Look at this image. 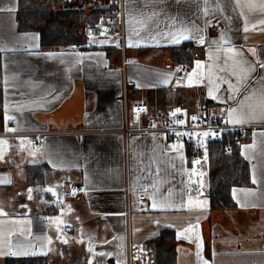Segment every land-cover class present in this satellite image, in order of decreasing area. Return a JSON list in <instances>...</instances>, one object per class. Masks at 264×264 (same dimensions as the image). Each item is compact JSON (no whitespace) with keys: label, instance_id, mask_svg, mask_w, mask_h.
Wrapping results in <instances>:
<instances>
[{"label":"crops","instance_id":"crops-1","mask_svg":"<svg viewBox=\"0 0 264 264\" xmlns=\"http://www.w3.org/2000/svg\"><path fill=\"white\" fill-rule=\"evenodd\" d=\"M18 9L0 0V264H154L147 242L164 229L175 264H264V0H124L122 39L80 53L40 50L37 33L17 29ZM183 45L191 70L173 55ZM181 66L195 84L176 88ZM134 103L256 128L240 146L251 185L231 189L233 208L212 218L185 147L134 131ZM52 182L67 185L55 205L35 191Z\"/></svg>","mask_w":264,"mask_h":264},{"label":"trees","instance_id":"trees-1","mask_svg":"<svg viewBox=\"0 0 264 264\" xmlns=\"http://www.w3.org/2000/svg\"><path fill=\"white\" fill-rule=\"evenodd\" d=\"M55 3V2H54ZM53 3V4H54ZM51 0H19L16 13L17 29L20 32H34L39 36V47L42 51H56L75 45L84 44L83 28L95 24L99 10L94 11L91 20L82 11H69L52 8ZM82 20L84 22H82ZM174 57L180 61L191 62L193 54L186 46L172 49ZM208 191L212 209H231V189L250 186V172L247 163L240 156V146L232 145L230 153L224 152L223 145H208ZM31 182L39 176L38 169L28 172ZM177 243L176 233L164 229L158 237L147 242V248L153 257L154 264H175ZM5 264H46L44 259L31 257L20 260L7 259Z\"/></svg>","mask_w":264,"mask_h":264},{"label":"built area","instance_id":"built-area-1","mask_svg":"<svg viewBox=\"0 0 264 264\" xmlns=\"http://www.w3.org/2000/svg\"><path fill=\"white\" fill-rule=\"evenodd\" d=\"M86 1L100 12L95 24H88L83 28L86 43L73 47V50L79 53L98 48V45L90 43L94 40L106 37L122 39L123 32L124 0ZM185 73L186 68L181 66L177 75L182 76ZM126 110H129L133 115L135 122L138 123L140 118L143 119V127L134 131L162 134L172 143L185 147L189 162L196 173L202 169L200 162L208 161V145L211 143L223 145L224 152L230 153L232 145L241 146L250 142L253 138V131L256 129L248 126H229L220 116L210 113L207 109L201 110L197 115L188 116L174 109L152 112L146 103H134ZM127 111H125V119ZM126 131L128 132V130ZM204 133H208V135L205 136ZM39 145L40 141L37 140L35 147ZM78 191L79 188L74 187L65 191L64 195L75 197ZM138 201L140 204H144L145 197L140 196ZM69 230L70 227L64 229L65 232Z\"/></svg>","mask_w":264,"mask_h":264},{"label":"rangeland","instance_id":"rangeland-1","mask_svg":"<svg viewBox=\"0 0 264 264\" xmlns=\"http://www.w3.org/2000/svg\"><path fill=\"white\" fill-rule=\"evenodd\" d=\"M51 4H53V5H51L53 9L56 8V9L69 10V11L85 12L84 14L88 15V17H86V18H88L86 22H89V20H91L89 18H91V16L93 15L90 12L93 11L92 13H94V11L98 10L97 8L90 5L86 0H51ZM82 22H84V21L82 20ZM201 57H202L201 52L196 51L195 55H194V60L196 59V61H197V58H198V62H196V64L194 65V69H195L194 71L197 72V75H198V72L201 71V67H202L203 61H202V59H200ZM193 63H195V62H193ZM186 66H187V69L191 70L193 65H191V62H186ZM197 81H198V78L197 79L195 77L193 78L192 74H190V75L186 74L183 77H178L175 84H176V88H177V86H186L187 87V86H189V84H195ZM198 85L203 86L202 82L197 83L195 85L196 89H197ZM198 90H199V92H203V89L198 88ZM128 111H127V113H128ZM180 111H181V109H180ZM181 112H183V111H181ZM129 113H130V111H129ZM183 113L185 114V112H183ZM200 164L202 166V169L200 170L199 174H201L203 176L204 182L208 181V179H207L208 173H209L208 161L207 162L201 161ZM202 185H203V183H202ZM205 185L207 187V184H205ZM65 187H67V185L65 183L62 186V185L57 184V182H52L46 186H40V187L35 188V191L39 195H43L46 192H49V194L52 197V204L55 205V203L58 204V202H57L58 195L61 194V192H62L61 190L64 189ZM49 189H51V191H49ZM218 215H219L218 209H213L212 218L218 219Z\"/></svg>","mask_w":264,"mask_h":264},{"label":"snow or ice","instance_id":"snow-or-ice-1","mask_svg":"<svg viewBox=\"0 0 264 264\" xmlns=\"http://www.w3.org/2000/svg\"><path fill=\"white\" fill-rule=\"evenodd\" d=\"M9 10H11V9H9ZM205 12H207V9H205ZM261 23H264V21H261ZM245 31H247V28H245ZM261 67H264V64H261ZM178 71H179V69H178ZM230 87H231V85H230ZM209 94L211 95V92ZM259 106H260V109H261V114L264 115V97H262L260 99ZM177 111H179V109ZM235 112H236V109H230V111H229L230 121L231 122H235V123L242 122V118L233 119V113H235ZM173 115H175V113H173ZM242 116H243V114H242ZM193 119H195V117H193ZM204 135L207 136L208 133H204ZM49 191H51V189H49ZM12 254L15 255L17 253H12ZM19 254H21V255H27L28 253L27 252H22V253H19Z\"/></svg>","mask_w":264,"mask_h":264}]
</instances>
